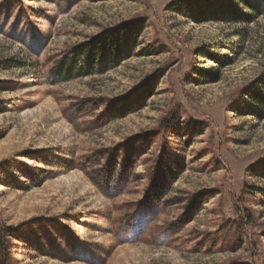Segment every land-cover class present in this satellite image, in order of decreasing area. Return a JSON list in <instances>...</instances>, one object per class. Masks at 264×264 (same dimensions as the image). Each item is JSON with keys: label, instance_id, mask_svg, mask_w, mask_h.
<instances>
[{"label": "rangeland", "instance_id": "rangeland-1", "mask_svg": "<svg viewBox=\"0 0 264 264\" xmlns=\"http://www.w3.org/2000/svg\"><path fill=\"white\" fill-rule=\"evenodd\" d=\"M174 1L0 0V264H264V204L244 192L264 188L245 174L264 110L238 94L264 75V0H215L244 24ZM137 20L119 63L53 83L77 47Z\"/></svg>", "mask_w": 264, "mask_h": 264}, {"label": "trees", "instance_id": "trees-1", "mask_svg": "<svg viewBox=\"0 0 264 264\" xmlns=\"http://www.w3.org/2000/svg\"><path fill=\"white\" fill-rule=\"evenodd\" d=\"M249 10H255L250 3H245ZM182 8L190 15L203 16L209 15L213 18L220 17L224 22L248 23V13L239 11L235 6L226 7L219 5L218 1L213 0H176L168 6L170 12H179ZM144 29L141 20L124 23L112 30H106L95 36L87 44L77 47L76 51L68 58L60 61L50 72L53 83L70 82L74 79L85 78L94 73L95 68L104 67L107 61L115 64L119 63L122 52L133 49L136 45V36L141 35ZM196 56H210L208 53L196 51ZM213 58V57H208ZM214 60V59H212ZM10 61H6L9 64ZM10 65H6L9 68ZM199 78L202 76L198 69L193 70ZM198 84V80L191 81ZM239 102H243L244 107L249 113H256L264 110V75L254 83L241 89ZM247 177L264 180V159L259 161L254 167L246 169ZM244 192L250 196L253 202L264 204V188L246 187ZM244 221L248 229L253 227L254 218L251 212L246 211ZM259 240H264V231L259 235H253L250 240L252 250L256 254Z\"/></svg>", "mask_w": 264, "mask_h": 264}]
</instances>
